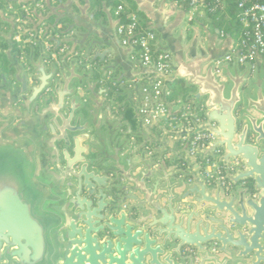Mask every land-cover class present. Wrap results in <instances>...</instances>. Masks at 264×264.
I'll list each match as a JSON object with an SVG mask.
<instances>
[{
    "label": "water",
    "instance_id": "water-1",
    "mask_svg": "<svg viewBox=\"0 0 264 264\" xmlns=\"http://www.w3.org/2000/svg\"><path fill=\"white\" fill-rule=\"evenodd\" d=\"M90 6L0 12V264H264L263 62L233 58L217 73L229 34L186 42L184 14L150 0L138 9L172 56L164 75ZM157 79L168 118L180 113L167 100L175 80L191 116L145 124L141 90ZM201 132L214 139L191 155ZM216 148L227 189L200 174Z\"/></svg>",
    "mask_w": 264,
    "mask_h": 264
},
{
    "label": "built area",
    "instance_id": "built-area-1",
    "mask_svg": "<svg viewBox=\"0 0 264 264\" xmlns=\"http://www.w3.org/2000/svg\"><path fill=\"white\" fill-rule=\"evenodd\" d=\"M231 0H174L173 5L176 11L183 12L184 23L196 22L200 19L209 20L210 24L224 19L229 20L228 9ZM236 5V27L230 31L232 38L231 49L227 55L215 61L216 72L223 63H231L233 58L237 59L240 67L250 63L252 69L255 67L256 59H260L264 65V0H233ZM23 12H29L23 9ZM115 26V35L121 46L131 49L130 58H136L144 66H152L156 72L164 75L171 74L172 56L168 52H162L158 49L159 38L155 31L143 27L142 23L134 12H128L125 6L118 4L113 10ZM235 29V30H234ZM227 33L223 28L219 29V36L224 37ZM17 38V37H16ZM17 40H19L17 38ZM163 79H157L150 86H143L142 92L145 94L141 101L139 112L145 115V124H150L151 120L160 122L175 123L179 118L186 120L192 115L193 103H183L178 117L173 115L168 118V109L161 101ZM151 105V106H150ZM150 116V118H148ZM195 116V115H194ZM201 121L199 117L196 119ZM214 139L209 132L195 134L189 140V152L194 154L197 146L205 149L207 144ZM213 158H206L202 163L201 177L208 183L219 182L224 189L228 188L225 178V170L230 167H224L218 158L221 151L216 148Z\"/></svg>",
    "mask_w": 264,
    "mask_h": 264
},
{
    "label": "crops",
    "instance_id": "crops-1",
    "mask_svg": "<svg viewBox=\"0 0 264 264\" xmlns=\"http://www.w3.org/2000/svg\"><path fill=\"white\" fill-rule=\"evenodd\" d=\"M24 1L25 3L19 8V11L23 12V9H28V10H31L33 9L35 6L37 8H43V2L44 0H37L36 2H33V1H27V0H22ZM113 1H116L117 4H122L124 5L127 9L128 12H134L136 13L139 17H140V20H141V23L142 22H145L148 21V26L151 24L150 20L148 19V17L146 16L145 12L144 11H141L139 10V3H142V2H146V1H150V0H113ZM152 1V6L154 8H160V7H163L164 10H168V9H172L173 7H175L173 5V1L174 0H151ZM90 2V10H93V9H96V18L95 20H99V19H103V23L104 24H108L109 23V19H110V16L112 17V19L114 20V16H113V10L114 8L107 3L106 0H95L94 2H92V0H89ZM13 9L15 10H18V6L17 4H14L13 6ZM175 10H176V7H175ZM0 12L4 13V15H8V11L7 9H2L0 10ZM183 13V12H182ZM110 15V16H109ZM175 16H171L169 19H168V23L172 22L173 19H174ZM206 19H200V20H197L196 22H198V24H200V26H203L204 27V32L203 33H200V34H203L206 35L207 32L206 31H209L210 34H214V32L216 30L219 31L218 29V26H217V22H214L212 25V28L210 29L208 24H205ZM225 21V20H224ZM185 21L182 19V25L184 26L185 28V31L186 33H188V36H187V41L186 42H189L193 36L194 33L190 32V30L188 29V24L184 23ZM192 23H195V22H191L190 25H192ZM10 30V26L8 23L4 22L1 20V17H0V34H6L8 33ZM196 32V31H195ZM227 34H229V36L231 35L230 34V31H227L226 32ZM157 34V32H156ZM158 38L159 35L157 34ZM203 36H201V43L204 44L205 43V39L202 38ZM216 45L217 46H220L222 45L226 40H227V35H225L224 37H220L219 36V33L216 35ZM16 39V38H15ZM17 40V39H16ZM2 39L0 38V43H1ZM187 93V91H184L180 96H178L177 98L174 99V101H168L169 102H175L174 105H172L171 107V113L174 114L176 112H178L182 106L183 103H186L183 101L184 99V95ZM102 98V97H100ZM190 103V102H189ZM191 104V103H190Z\"/></svg>",
    "mask_w": 264,
    "mask_h": 264
},
{
    "label": "trees",
    "instance_id": "trees-1",
    "mask_svg": "<svg viewBox=\"0 0 264 264\" xmlns=\"http://www.w3.org/2000/svg\"><path fill=\"white\" fill-rule=\"evenodd\" d=\"M16 1L18 0H0V10L6 9L8 7L9 2H12L14 4ZM106 1L108 4H110L114 8L118 5L116 1H113V0H106ZM125 9L127 11L128 8L125 7ZM236 11L237 10H236L235 2L231 0L230 7L228 9V15L230 18L227 22H225L224 19L220 20L217 24L218 29L223 28L225 32L231 31L232 28H235L236 30H238V28L236 27V22H235ZM142 26L147 27L148 21L145 20V22H142ZM184 91H185L184 82L182 80H175L173 83L168 85L167 99L169 101H174V99L180 96ZM185 102L188 103V101H185Z\"/></svg>",
    "mask_w": 264,
    "mask_h": 264
},
{
    "label": "rangeland",
    "instance_id": "rangeland-1",
    "mask_svg": "<svg viewBox=\"0 0 264 264\" xmlns=\"http://www.w3.org/2000/svg\"><path fill=\"white\" fill-rule=\"evenodd\" d=\"M19 1H21V2H23L22 0H18V1H16L14 4H17V6L19 5L18 3H21V2H19ZM95 0H92V2H94ZM167 1H169V0H167ZM12 2H9V4H8V7L6 8L7 9V11H8V15H4V13H3V15L5 16V17H8L10 14H12L13 12H15L16 10L15 9H13V5H14ZM22 6V5H21ZM114 8V7H113ZM18 9H19V6H18ZM2 10V9H1ZM138 16V15H137ZM139 17V16H138ZM139 19H140V17H139ZM141 21V20H140ZM205 22V24H208V26H209V28L211 29L212 28V25L209 23V20H206V21H204ZM188 29L190 30V32H192V33H194L195 31H198V32H200V33H203L204 32V27L203 26H200V24H198V22H195V23H192V25H190V23H188ZM213 29V28H212ZM17 38H18V36H17ZM16 38V39H17ZM18 41V40H17Z\"/></svg>",
    "mask_w": 264,
    "mask_h": 264
}]
</instances>
